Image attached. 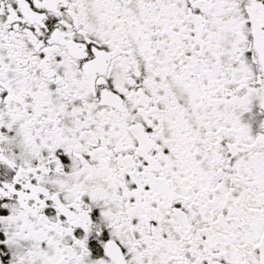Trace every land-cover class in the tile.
<instances>
[{
  "label": "snow or ice",
  "instance_id": "6c2138e0",
  "mask_svg": "<svg viewBox=\"0 0 264 264\" xmlns=\"http://www.w3.org/2000/svg\"><path fill=\"white\" fill-rule=\"evenodd\" d=\"M0 264H264V0H0Z\"/></svg>",
  "mask_w": 264,
  "mask_h": 264
}]
</instances>
